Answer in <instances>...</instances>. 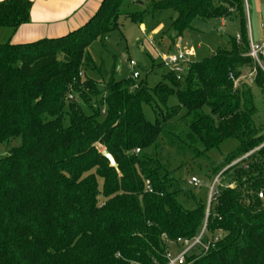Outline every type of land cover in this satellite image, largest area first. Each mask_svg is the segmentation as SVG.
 Returning <instances> with one entry per match:
<instances>
[{
    "label": "trees",
    "instance_id": "16d2710c",
    "mask_svg": "<svg viewBox=\"0 0 264 264\" xmlns=\"http://www.w3.org/2000/svg\"><path fill=\"white\" fill-rule=\"evenodd\" d=\"M123 1L102 0L61 38L0 45V145L19 140L0 156V264H164L168 245L195 237L204 222L209 249L187 264H264V126L255 128L250 87L240 81L248 70L264 92V62L249 56L244 1L149 0L144 12L171 10L168 30L178 35L195 18L239 21L229 49L151 89L115 80L114 66L105 70L89 53L118 29ZM30 8L0 2V28L15 31ZM227 139L238 145L213 180L227 176L229 185L218 184L207 206L180 174Z\"/></svg>",
    "mask_w": 264,
    "mask_h": 264
},
{
    "label": "rangeland",
    "instance_id": "374dc122",
    "mask_svg": "<svg viewBox=\"0 0 264 264\" xmlns=\"http://www.w3.org/2000/svg\"><path fill=\"white\" fill-rule=\"evenodd\" d=\"M148 1L124 0L119 10L121 15L118 18V29L110 32L102 41L96 40L89 48V53L96 65L103 64L107 71L114 66L116 71L114 78L117 81L125 79L132 72H137L139 75L137 82H143L151 89L161 83L172 70V67L163 62L165 57L193 50L195 56L188 58L189 62L201 61L218 50L229 49L230 39H236L239 35V21L234 15L224 19L195 18L189 27L178 35L168 30L174 13L171 10H162L153 14L144 12ZM245 7L247 24L249 30L253 31L256 43L259 31L264 36V28H260V25L264 27V0H246ZM131 13H140L141 21L133 22L126 15ZM5 43L6 40L0 36V45ZM261 58L264 62V57ZM129 61L134 63L133 69L129 66ZM242 74L240 81L249 85L256 109L253 116L254 126L256 129L262 128L264 126V92L251 84L249 80L251 75L248 70H243ZM176 104L175 97H171L168 105ZM144 116L149 121L153 120V113L148 108L144 109ZM67 122L65 118V126ZM18 144L19 140H13L8 145H0V156H4L9 149ZM237 145L236 140L227 139L218 148L210 150L206 160L189 161L185 165L180 174L181 178L187 183L191 177H196L200 182L199 187L193 189L197 199L207 204L214 170L218 169L221 162L235 150ZM170 159L173 167H177L178 161L173 157ZM218 184L228 186V177L223 178ZM173 251L176 250L173 249Z\"/></svg>",
    "mask_w": 264,
    "mask_h": 264
},
{
    "label": "crops",
    "instance_id": "0c3cea01",
    "mask_svg": "<svg viewBox=\"0 0 264 264\" xmlns=\"http://www.w3.org/2000/svg\"><path fill=\"white\" fill-rule=\"evenodd\" d=\"M4 0H0L2 2ZM31 3L28 22L15 31L0 28V36L13 45H23L45 39H58L83 26L97 11L102 0H28ZM246 6V5H245ZM246 8V7H245ZM248 17V16H247ZM260 28L262 25H260ZM250 45H264L259 31L254 42L248 27ZM264 57V52L261 54Z\"/></svg>",
    "mask_w": 264,
    "mask_h": 264
},
{
    "label": "built area",
    "instance_id": "2783aa9c",
    "mask_svg": "<svg viewBox=\"0 0 264 264\" xmlns=\"http://www.w3.org/2000/svg\"><path fill=\"white\" fill-rule=\"evenodd\" d=\"M243 1L246 5V0ZM262 52H264V45H260V46L250 45L249 56L253 58L258 64H259L258 57L262 54ZM194 56H195V52L193 50H188L185 52H179L169 57H165L163 59V62L167 66L172 67L171 72H173L176 78L179 79L181 77V74L184 72V66L189 63L188 58ZM129 66L133 69L135 65L132 61H129ZM127 77L136 81L139 78V75L137 72H132ZM103 114H104V109L102 110V115ZM217 183H218V176L213 180L212 185L210 186L207 206L209 205L210 201L213 199L214 195L216 194ZM199 185L200 182L196 177H191L187 181L188 187L198 188ZM146 189L148 192H151L148 184ZM258 198L264 199V192H259ZM205 227L206 224L204 222L199 233L193 238L190 239L178 238L174 242H171L170 246H168L169 249L166 251L164 255V259H165L164 264H187V257L191 255L192 252H196L197 254L206 253L209 249L210 241L203 243V236L205 235ZM173 249L176 251H173Z\"/></svg>",
    "mask_w": 264,
    "mask_h": 264
},
{
    "label": "water",
    "instance_id": "95a60500",
    "mask_svg": "<svg viewBox=\"0 0 264 264\" xmlns=\"http://www.w3.org/2000/svg\"><path fill=\"white\" fill-rule=\"evenodd\" d=\"M102 155L109 161L111 166L115 167V163L113 161V158L111 157V155L106 150H103Z\"/></svg>",
    "mask_w": 264,
    "mask_h": 264
}]
</instances>
